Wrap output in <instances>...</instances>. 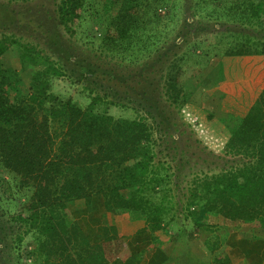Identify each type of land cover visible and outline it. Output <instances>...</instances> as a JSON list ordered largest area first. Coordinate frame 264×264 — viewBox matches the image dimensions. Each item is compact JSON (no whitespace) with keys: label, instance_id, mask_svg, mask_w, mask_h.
Returning a JSON list of instances; mask_svg holds the SVG:
<instances>
[{"label":"trees","instance_id":"16d2710c","mask_svg":"<svg viewBox=\"0 0 264 264\" xmlns=\"http://www.w3.org/2000/svg\"><path fill=\"white\" fill-rule=\"evenodd\" d=\"M230 3L229 10H235L242 29L220 33L219 40H226L227 47L218 55L222 78L216 95L220 97L218 111L231 108L227 102L221 104L226 96L240 109L222 122L217 120L216 111L192 104L185 96L183 64L187 51L180 53L182 42L168 41L176 29L168 20L176 9L172 0H101L100 11L88 8V0H59L57 18L65 32L73 34L82 23L95 21L101 30L94 57L76 62L68 57L77 66L70 68L72 75L88 88L90 103L86 107L50 91L51 79L65 75L50 55H41L14 36H0V169L17 180V192L11 198L17 204L11 220L25 234L34 233L36 250L45 264H138L128 238L170 228L177 234L186 228L196 235L215 231L212 264H236L222 248L227 230L264 227V0ZM167 8L169 14H162L161 9ZM161 26L170 28V33L165 34ZM178 32L186 39L190 34L185 27ZM210 41L207 37L196 42L193 49ZM17 43L25 48L22 58L39 65L33 94L20 98L22 76L7 68L3 59ZM96 57L109 64L115 59L120 66L125 63L131 67L130 73L121 75L115 67L97 64ZM135 64L140 65L136 72L132 69ZM159 65L165 67L157 80L146 67ZM137 72L134 77L132 73ZM105 77L110 92L102 95L99 90L106 89ZM132 78L137 83L134 87L126 83ZM121 83L123 93L118 90ZM161 88L163 102L157 97ZM133 101L138 102V108L147 106L146 115L116 117L111 113L113 106L127 108ZM136 106L133 108L138 111ZM167 106L182 114L188 110V118L196 120L199 132L210 144H219L236 161L219 172L195 178L186 203L188 213L175 228L172 224L179 219L177 213L166 217V210L177 206L172 187L166 186L173 175L171 165L154 162L156 129L176 142L177 123L166 116ZM149 114L156 118L155 123L148 121ZM55 124L59 127L54 128ZM175 142L173 150L178 149ZM97 194L102 197L106 216L111 214L114 222L103 226L101 241L94 243L71 203L89 205ZM191 204L204 214L194 217ZM5 235L8 237L0 230L1 240L7 239ZM22 252L27 255L29 251ZM23 253H19V261Z\"/></svg>","mask_w":264,"mask_h":264},{"label":"rangeland","instance_id":"374dc122","mask_svg":"<svg viewBox=\"0 0 264 264\" xmlns=\"http://www.w3.org/2000/svg\"><path fill=\"white\" fill-rule=\"evenodd\" d=\"M230 1L172 0L173 4H176V9H172L175 12L169 14L167 12L169 10L168 8L166 10L161 9L162 14L166 12V15L169 14L168 20L171 22V25L175 24L176 28L171 33L168 41L172 42L176 40L177 42H182V47L179 50L180 53L187 51V56L183 64L185 70L183 83L187 100L192 104L216 111L218 114L217 120L220 122L226 117L225 120H228L230 114L236 115L237 110L240 109L233 103L231 98L226 96L221 99V104L224 102L226 104L227 102L231 108L225 111L228 113L218 111L220 97L216 95V88L222 78L218 55L222 54L227 47L226 40H219L220 33L222 31L226 32L229 29H242L237 22V17L234 16L235 10H229L230 6H228V3ZM100 2L101 0H88V8L100 11ZM58 3L59 0H13V2L0 0V36L4 34L14 36V39L20 41L24 46L28 45L29 48L31 47L35 51H39L41 55H50L53 64L57 67H62L63 71L65 70V75L61 77L56 76L51 79L48 86L50 87V91H53L56 95H60L64 99L72 98L80 106L86 107L90 103L88 88L78 83L77 77L72 75L70 68L73 66L77 68V66L73 62L68 61V57H71L70 59L74 62L78 59L94 57L99 51L98 44L101 42V30H99L100 27L95 21L92 23H82L73 34L65 32L60 27L57 18ZM229 5H232V3ZM217 10H221V12L218 13ZM166 22L165 20L164 23ZM161 27L166 31L165 34L170 33L168 32L170 28L166 26ZM181 27H185V31L190 33L186 34L187 39L183 35L182 37L179 36L178 31ZM95 34L98 37H94ZM207 37H211L210 44L202 46L197 50L193 49L194 45H197L196 42L199 43L205 40V38L207 39ZM169 42L162 44V51L167 48ZM23 47L18 46V43L12 44L7 51L8 54L3 57L5 66L18 70L20 76H22L23 84L19 88V98L33 94L32 85L35 78V70L39 68V65H33L22 58L21 52L25 51ZM143 60L146 61V59ZM95 61L97 64L106 68L110 67V69H113L115 67L119 69L121 75L130 73L129 70L131 67L125 63L121 66L118 65V60L116 59L111 61V64L98 57H96ZM139 67L140 65L137 64L132 65V69L134 68L133 71L135 72L138 71ZM164 67L165 65H159L157 68L153 66L146 68L149 69L148 74L151 77L159 80L162 74L160 69ZM132 74L135 77L138 72ZM101 78L103 79V76ZM104 79L106 89L99 90L102 95L110 92L108 89L109 85L106 82L108 78L105 77ZM126 83L131 87L137 84L135 78H132ZM121 85L122 87L118 90L120 93H123L125 86L124 83H121ZM142 92L143 90L140 93ZM157 97L160 98L161 102L165 100V94H163L162 88L159 90ZM109 98L111 99V96ZM139 100L138 98L137 101ZM137 101H133L135 103L132 102L131 105L128 104L129 106L127 108L112 105L111 113L116 117H129L136 113L146 115L147 106L143 105L138 108L136 106ZM134 105L138 108L139 112L134 110ZM161 106L163 108V104ZM164 108L166 116L170 115L171 118L176 119L177 132L174 134V138L176 139V142H174L178 149L173 150L171 148L174 142L170 136L164 137L162 131L156 129L154 136L157 139V145L154 148L156 154L154 162L164 161L171 165L170 171L173 175L168 180L166 186L167 188L172 187V196L177 200V210H166L168 213L166 217L177 213L179 219H176L172 224V227L175 228L176 226L179 227L182 225L188 213L186 203L190 197V189L194 185L195 178L211 175L217 171L219 172L224 167L228 168L236 164V161H234L233 155L220 148L219 144H210L209 140L199 132L196 126V120H190L188 118V110H185V114H182L181 111L177 112L173 107L167 106ZM241 109L243 110L244 108L242 107ZM148 117L150 123H155L156 118L154 116L149 114ZM58 127V124H55L54 128ZM0 177L2 186L0 188V224H3V228H0V230L8 234V237L5 235L7 239H0V264H45L44 259L36 250V243L38 242L33 238L34 233L25 234L24 229L18 227L11 220L10 215L13 214L17 204L11 199L14 193L17 192L15 185L17 184V180L14 179L15 177L13 175L6 173L2 169H0ZM125 192L127 193L128 191ZM157 194L161 195L162 192L158 190ZM191 205L190 210L194 217L204 214V210L199 209L196 204ZM71 208L78 210L79 214H84L88 219L86 223L94 227L95 231H97L96 221L99 224H103V222L108 224L114 222L111 214L106 216L102 197L98 194L95 195L93 202L89 205L79 201L71 203ZM78 216L80 215L77 214L76 218H79ZM169 227L171 226L169 225ZM102 228L103 225L101 231H99L101 233ZM155 233H164L166 236H172L176 243L181 240L185 242L189 236H194V233L187 228L180 233L181 236L173 228L168 229L166 232L155 231ZM19 237L22 238L21 242L19 241ZM179 247L181 246L179 245ZM22 249H27L29 251L28 254L23 253ZM20 252L23 253L21 261H19ZM137 258L140 260L139 257Z\"/></svg>","mask_w":264,"mask_h":264},{"label":"crops","instance_id":"0c3cea01","mask_svg":"<svg viewBox=\"0 0 264 264\" xmlns=\"http://www.w3.org/2000/svg\"><path fill=\"white\" fill-rule=\"evenodd\" d=\"M78 215V221L92 242H100L102 233L99 231L108 223L96 221L95 231L86 223L88 219L84 214L78 212ZM216 237L215 231L205 230L189 236L185 242L176 243L172 236L147 231L130 236L128 243L132 253L140 258L138 264H212L210 249ZM222 248L236 264H264V227L231 228L224 235Z\"/></svg>","mask_w":264,"mask_h":264}]
</instances>
